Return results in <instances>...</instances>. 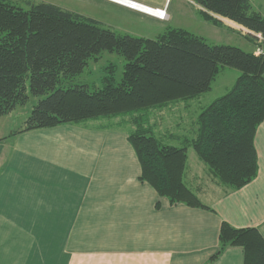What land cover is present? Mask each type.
Segmentation results:
<instances>
[{
	"label": "trees",
	"instance_id": "obj_1",
	"mask_svg": "<svg viewBox=\"0 0 264 264\" xmlns=\"http://www.w3.org/2000/svg\"><path fill=\"white\" fill-rule=\"evenodd\" d=\"M216 25L231 20L258 44L264 15L251 0H192ZM27 8L0 0V115L38 97L24 130L60 124L126 128L141 165V180L171 203L206 207L184 181L192 147L208 172L236 189L257 174L256 128L264 119V54L237 45L211 43L184 28L168 27L156 37L118 33L100 21L59 5L27 0ZM125 59L120 80L115 65L105 68L100 86L76 83L89 60L102 51ZM225 67L239 71L232 86L202 107L196 136L171 145L149 126L150 112L188 102L208 92ZM106 120L104 124L103 121ZM219 250L244 248V264H264V236L256 227L224 221Z\"/></svg>",
	"mask_w": 264,
	"mask_h": 264
},
{
	"label": "crops",
	"instance_id": "obj_2",
	"mask_svg": "<svg viewBox=\"0 0 264 264\" xmlns=\"http://www.w3.org/2000/svg\"><path fill=\"white\" fill-rule=\"evenodd\" d=\"M251 3L264 15V7ZM241 44L232 45L255 51V43L253 50ZM232 69L223 68L213 81L224 74V93L239 75ZM209 103H193V112ZM28 116L0 124V264H244L238 245L212 258L222 222L256 227L264 236V119L254 138L257 174L244 186L221 185L194 160L204 167L203 177L188 157L184 181L206 205L193 207L171 203L141 180L126 128L88 122L24 130ZM159 136L175 146L189 139L181 132Z\"/></svg>",
	"mask_w": 264,
	"mask_h": 264
},
{
	"label": "rangeland",
	"instance_id": "obj_3",
	"mask_svg": "<svg viewBox=\"0 0 264 264\" xmlns=\"http://www.w3.org/2000/svg\"><path fill=\"white\" fill-rule=\"evenodd\" d=\"M15 3L27 8V0H12ZM34 2H49L59 5L65 9L78 12L88 17H92L100 21L104 26L110 27L118 33H128L136 36L143 37H156L160 33L164 32L168 27H179L187 29L191 32L203 35L211 43L222 44H241L246 49L253 50L254 43L246 38L245 34L248 32L243 29H239L232 25H222L216 27L212 22L206 21V19L200 14L199 6H197L191 0H168L166 10L169 14L167 20H160L156 17L138 12L132 11L125 7L111 3L108 0H29ZM152 6L164 7L166 0H139ZM256 7H264V0H252ZM197 6V7H196ZM224 23V21H223ZM241 26V25H240ZM247 29V28H245ZM247 42V43H246ZM246 43V44H245ZM249 44V45H247ZM125 59L116 52L108 50L102 51L95 58L89 60L88 64L84 68L83 72L76 78V83H88L91 85L100 86L102 84V77L105 75V68L111 64L115 65V77L120 80L125 64ZM236 70L237 69H232ZM218 80L213 83V89L202 95L200 101L190 100L185 102L186 104L179 102L170 104L164 108L166 110L160 112L159 110H152L150 112L149 126L153 128V131L157 135L162 133H175L181 132L189 139L188 142L196 136V120L198 112H193V103H209L216 97H219L224 93L223 85L220 82L224 76L219 75ZM30 100L25 105H18L15 107L9 117L3 116L2 122H10L13 125L25 118V115H29L33 105L38 101V97L33 96L30 92ZM181 104L186 105L183 107ZM192 107L189 108L188 105ZM106 123V120H101ZM100 124V121H94L92 124ZM23 125V121L20 122ZM19 124V125H20ZM188 154V153H187ZM189 161L192 164L194 160H199L195 150L189 149ZM198 162V161H197ZM203 164V163H202ZM198 168L200 175L206 176L203 166Z\"/></svg>",
	"mask_w": 264,
	"mask_h": 264
},
{
	"label": "built area",
	"instance_id": "obj_4",
	"mask_svg": "<svg viewBox=\"0 0 264 264\" xmlns=\"http://www.w3.org/2000/svg\"><path fill=\"white\" fill-rule=\"evenodd\" d=\"M108 1L156 17L160 20H167L169 18V14L165 7L152 6L147 3L141 2L139 0H108ZM138 6H141L142 9L138 8ZM246 31L250 32L248 29H246ZM253 34H255L258 39V44L255 47V53L264 54V36L260 32Z\"/></svg>",
	"mask_w": 264,
	"mask_h": 264
},
{
	"label": "bare ground",
	"instance_id": "obj_5",
	"mask_svg": "<svg viewBox=\"0 0 264 264\" xmlns=\"http://www.w3.org/2000/svg\"><path fill=\"white\" fill-rule=\"evenodd\" d=\"M138 8L142 9V7H141V6H138Z\"/></svg>",
	"mask_w": 264,
	"mask_h": 264
}]
</instances>
